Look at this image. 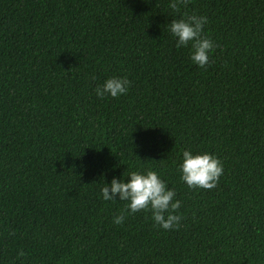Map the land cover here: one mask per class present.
I'll return each mask as SVG.
<instances>
[{"label": "trees", "instance_id": "obj_1", "mask_svg": "<svg viewBox=\"0 0 264 264\" xmlns=\"http://www.w3.org/2000/svg\"><path fill=\"white\" fill-rule=\"evenodd\" d=\"M181 14L208 18L203 68ZM110 76L129 90L97 98ZM185 149L221 161L214 188L179 179ZM145 169L177 228L100 198ZM0 264H264V0H0Z\"/></svg>", "mask_w": 264, "mask_h": 264}, {"label": "clouds", "instance_id": "obj_2", "mask_svg": "<svg viewBox=\"0 0 264 264\" xmlns=\"http://www.w3.org/2000/svg\"><path fill=\"white\" fill-rule=\"evenodd\" d=\"M187 4V0H168V7L175 11ZM204 15H184L172 19L167 29L175 40L176 47H185L190 44L189 59L199 68L206 66L209 54L214 49V42L203 34L207 23ZM91 79L95 80L93 75ZM131 81L126 76L106 77L94 88L97 98L105 96L117 98L129 90ZM179 179L188 188L212 189L216 186L218 178L223 173L221 161L209 152H192L185 149L181 153L178 164ZM125 177L113 176L99 189L100 198L104 201H125L129 214L144 210L151 212L154 226L161 229H174L179 226L182 216L177 213L181 201L174 199L175 191L166 187L165 182L155 170H130ZM124 214L112 217V223L119 225L124 220Z\"/></svg>", "mask_w": 264, "mask_h": 264}]
</instances>
